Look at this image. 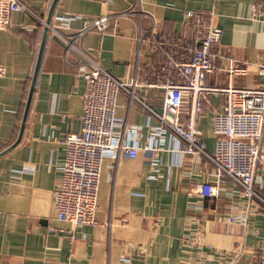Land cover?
<instances>
[{
	"label": "crops",
	"instance_id": "0c3cea01",
	"mask_svg": "<svg viewBox=\"0 0 264 264\" xmlns=\"http://www.w3.org/2000/svg\"><path fill=\"white\" fill-rule=\"evenodd\" d=\"M23 1L47 19L54 0ZM254 1L58 0L52 17L80 15L66 30L75 33L92 18L133 9L130 16L113 17L104 30L86 31L81 46L114 76L146 84L137 88V94L161 109L164 89L148 85L155 64L149 39L155 30H165L191 41L189 10L215 11V22L223 30L215 48L221 56L218 69L208 74L206 83L227 85L225 69L231 51L235 59L248 64V73L232 82L241 87L262 85L255 64L264 59V20L253 18ZM43 32L44 27L25 11L14 12L10 25L0 29V64L6 67L0 76V155L5 152L0 156V264H196L187 241L188 219L193 215L201 223L199 241L212 246L201 263L260 264L264 207L252 201L247 222L231 223L229 215L241 218L249 202L227 179L221 195L206 199L203 210L197 211L192 206L200 198L191 195V182L212 180L215 168L205 158L170 149H142L134 158L124 153L107 155L96 211L100 224L81 226L74 239L51 231L52 226H71L57 219L53 191L66 155L62 139L81 129L86 81L78 74V57L67 55L64 42L49 35L32 91ZM140 35L145 37L141 45ZM225 103L223 93L211 94L205 103L200 127L210 151L216 146L213 116ZM117 118L120 136L141 145L148 142L149 112L136 100L130 103L124 91L118 95ZM166 145H174L169 136ZM257 174L256 186L264 196V160Z\"/></svg>",
	"mask_w": 264,
	"mask_h": 264
},
{
	"label": "built area",
	"instance_id": "2783aa9c",
	"mask_svg": "<svg viewBox=\"0 0 264 264\" xmlns=\"http://www.w3.org/2000/svg\"><path fill=\"white\" fill-rule=\"evenodd\" d=\"M251 9L254 19L264 20V0H255ZM18 11L34 16L42 27H49V35L58 36L64 42L67 55L75 54L78 57V74L86 81L81 129L69 132L62 139L66 155L60 165L61 177L53 191L57 219L71 226H52L51 231L66 233L74 239L81 226L99 225L96 211L104 158L114 153L129 154L134 158L142 149H170L181 155L205 158L213 164L215 171L212 180L191 182V195L200 198L192 207L199 212L203 210L206 199H217L221 195L227 179L235 183L236 192L249 202L241 218L234 213L229 215L231 223L238 220L247 222L252 201L264 207V196L256 186L257 172L264 160V59L255 64L262 85L241 87L232 82L234 77L248 73V64L235 59L231 51L225 69L227 85H208L206 78L217 71L216 61L221 57L215 48L222 41L223 30L215 22V11L186 12L188 26L194 29L191 41L165 30H155L154 37L149 39L155 64L154 79L148 85L164 89L161 109L150 105L137 94V88L146 84L137 78L125 80L114 76L81 46V37L86 31L93 28L104 30L109 27L113 17L130 16L133 9L92 18L77 32L67 33L70 23L80 15L52 17L48 23L23 0H0V29L8 27L12 14ZM144 41L145 37L140 35L139 44ZM5 73V65L0 64V76ZM120 91L129 95L130 103L136 100L149 112L151 134L145 145L133 139L128 141L118 133ZM213 93L225 94L226 103L213 116L216 146L214 151H210L200 120L204 115L205 103ZM137 129L135 126L132 131L136 132ZM168 136L174 145L166 147ZM1 174L0 169V179ZM197 216L188 219L187 241L195 253L194 262L203 264L201 261L207 254L206 250L212 249V246L206 247L199 241L201 223ZM125 260L129 261L128 258ZM259 263L264 264V249L259 254Z\"/></svg>",
	"mask_w": 264,
	"mask_h": 264
},
{
	"label": "water",
	"instance_id": "95a60500",
	"mask_svg": "<svg viewBox=\"0 0 264 264\" xmlns=\"http://www.w3.org/2000/svg\"><path fill=\"white\" fill-rule=\"evenodd\" d=\"M57 1L58 0H54L53 1L50 13H49V15L47 17V22L48 23H50L51 20H52V16H53V13H54V7H55V4H56ZM48 38H49V27L45 26L44 27L42 41H41V45H40V49H39V53H38V57H37V63H36L35 73H34V80H33V85H32V91H33V87H34V85L36 83V78H37L38 72L40 70V66H41V62H42V58H43V55H44V50H45V46H46V42H47ZM32 91H31V94H32ZM31 94H30L28 102H27V107H26V111H25V117L23 119L21 133H20L18 141L21 140V137H22V134H23V131H24V127L26 125L27 115H28L29 108H30V103H31V96H32ZM4 153H2V154H4Z\"/></svg>",
	"mask_w": 264,
	"mask_h": 264
}]
</instances>
